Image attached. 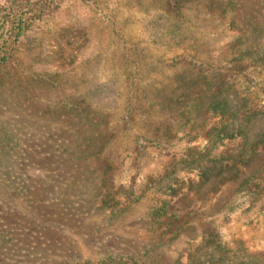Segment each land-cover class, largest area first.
<instances>
[{
	"label": "rangeland",
	"instance_id": "rangeland-1",
	"mask_svg": "<svg viewBox=\"0 0 264 264\" xmlns=\"http://www.w3.org/2000/svg\"><path fill=\"white\" fill-rule=\"evenodd\" d=\"M218 74L264 105V0L61 1L0 70V264H264V115L185 160Z\"/></svg>",
	"mask_w": 264,
	"mask_h": 264
},
{
	"label": "trees",
	"instance_id": "trees-1",
	"mask_svg": "<svg viewBox=\"0 0 264 264\" xmlns=\"http://www.w3.org/2000/svg\"><path fill=\"white\" fill-rule=\"evenodd\" d=\"M61 1L64 0H4L3 2H0V70L12 65L15 62L17 48L23 41L25 36L29 32H31L38 23L42 22L46 17H48ZM177 4L178 3L173 5L171 11L175 13L179 12V6ZM217 76L218 77L212 80V83L214 85L207 87L205 90L200 87V89L197 90V95L195 97H192L191 100L200 103L199 105L194 107V109L206 108L205 112H213V114L216 115V117H218L220 120L218 123L219 127L217 128L215 125V131L212 135H210L214 128L206 129L207 127H204L207 124L206 121H202L199 124V128H205L204 132L206 136L208 138L209 136H211L208 139L209 144H207V146L203 150H198V147H190L185 150L186 161H193L196 159V157H194V159H190L193 157L192 154H195V156L202 155V159L211 156L214 153L213 151L217 143L225 138H228V136L230 135L229 130L231 129L232 131V128L235 127V124L237 123L236 116L239 113V109L242 110V112L244 111L243 116L247 117L248 120L264 115V105H255L251 103L257 102V97L256 95H254V92H256V90H252L253 84L249 85L246 82H241L238 88L237 84L230 82L226 74H218ZM247 78L250 82L254 83V81L249 77ZM254 85L255 89L260 88V85L258 83H255ZM229 88L237 89L240 96L239 98L242 97L240 108H234L227 97H221L222 94L228 92ZM183 96H186V93ZM180 98L182 97L177 96V99ZM203 100H205V103H203ZM183 101H185V99H183ZM206 101L209 104H207ZM204 104H206L207 106H205ZM186 105L187 107L185 108V110L190 108L191 110H194L192 109L193 106L190 101ZM141 138H143V146L141 147L142 150L149 146L146 144L160 142L158 139L145 138L140 135L137 137V140H140ZM9 163L12 166V163ZM173 171H175V169H173ZM132 192L133 191H131V193L127 195V200L130 196L133 197L135 202L139 201L141 197L134 195ZM170 217L163 209H158L155 213H153V218L158 220L157 222L165 221L166 225H169L171 221H174V223H178L182 219V217L175 212H172ZM97 264L140 263L132 259H123L121 257H107L99 261Z\"/></svg>",
	"mask_w": 264,
	"mask_h": 264
}]
</instances>
